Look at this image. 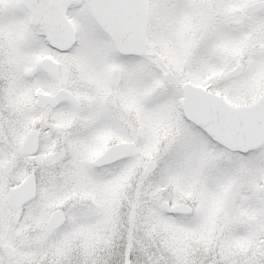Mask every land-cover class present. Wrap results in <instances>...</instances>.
Returning a JSON list of instances; mask_svg holds the SVG:
<instances>
[{"label":"snow or ice","instance_id":"snow-or-ice-1","mask_svg":"<svg viewBox=\"0 0 264 264\" xmlns=\"http://www.w3.org/2000/svg\"><path fill=\"white\" fill-rule=\"evenodd\" d=\"M0 264H264V0H0Z\"/></svg>","mask_w":264,"mask_h":264}]
</instances>
